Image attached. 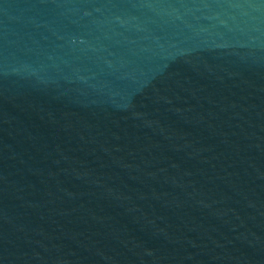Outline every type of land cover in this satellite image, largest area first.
Instances as JSON below:
<instances>
[{
  "label": "water",
  "instance_id": "obj_1",
  "mask_svg": "<svg viewBox=\"0 0 264 264\" xmlns=\"http://www.w3.org/2000/svg\"><path fill=\"white\" fill-rule=\"evenodd\" d=\"M0 264H264V0H0Z\"/></svg>",
  "mask_w": 264,
  "mask_h": 264
}]
</instances>
